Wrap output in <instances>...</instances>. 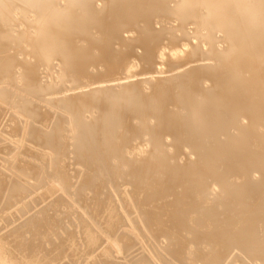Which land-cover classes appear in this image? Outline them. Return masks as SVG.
Wrapping results in <instances>:
<instances>
[{"label":"bare ground","instance_id":"6f19581e","mask_svg":"<svg viewBox=\"0 0 264 264\" xmlns=\"http://www.w3.org/2000/svg\"><path fill=\"white\" fill-rule=\"evenodd\" d=\"M4 108L0 264H264V0H0Z\"/></svg>","mask_w":264,"mask_h":264},{"label":"rangeland","instance_id":"374dc122","mask_svg":"<svg viewBox=\"0 0 264 264\" xmlns=\"http://www.w3.org/2000/svg\"><path fill=\"white\" fill-rule=\"evenodd\" d=\"M6 110V111H5ZM9 110L8 109H6V108H4L2 111H1V113H0V124H1V127H5L7 130H8V128H7V126L6 125H4L6 122H7V120H8V116H9ZM8 113V114H7ZM38 119H42L41 117H39ZM55 118H53V119H51L50 121H49V123H50V126H52L53 124H54V122H55ZM3 124V125H2ZM39 148H42V146L40 145L39 146ZM4 157H6V155H5V152L4 151H0V169L1 168H3V166H6V164L4 163ZM9 157V156H8ZM72 167V169L74 168L73 166H71ZM128 180V179H127ZM128 184V185H127ZM130 184H132V182L130 183ZM128 182H126V180L125 181H123V182H121V185L119 186V190L122 188L123 190L125 189V191H131L132 190V187H130L131 185H130ZM124 185V186H123ZM130 185V186H129ZM44 190V188H39V189H37L36 187H34L33 189H29V191H28V193H27V195L26 196H21V197H17V199H14V198H12V199H9V201H7V202H10V200H15V202L16 201H20L21 202V204L23 203V205L24 204H30L31 206H27L26 208H24L23 210L21 209V208H17V207H9L7 210H2L1 211V209H2V206L4 205V203L3 202H0V224L2 225V227L0 228V234H2L3 233V231H4V233H6L10 228H12L13 226H15V225H17V224H20V223H22V221L24 222V220H27V217L29 216V215H31V214H33V213H35L36 211H39V210H41L40 209V207L41 208H44L43 207V205H45L46 206V204H48L54 197H55V195L52 197H46V198H41V199H39V196H40V193H42V192H40V191H43ZM31 191V192H30ZM31 193V194H30ZM36 193H38V194H36ZM36 194V195H35ZM35 196H38V197H35ZM117 196V195H116ZM34 197V198H33ZM48 198V199H47ZM52 198V199H51ZM116 199H118V196L116 197ZM30 200V201H29ZM68 200V202H69V204H68V206H69V208H68V210H67V212L66 213H64L63 212V214L60 216V217H65V219H64V217H63V224L64 223H66L65 225H64V229L66 230H64V229H62V231H60V233H59V235L57 236L58 238H54V240H56L55 242L56 243H60L62 240H64L63 238L65 237V235H67L69 232L71 233V232H73V233H75V235H78V236H80L82 233H83V231H84V229H83V226L79 223V219H77L78 217L77 216H80V215H78V214H81V215H83L82 213H83V209L81 208V206H80V204H77V203H71L70 202V199H67ZM45 203H44V202ZM15 202H13V203H15ZM28 202V203H27ZM11 203V202H10ZM71 203V204H70ZM34 206H33V205ZM36 204H37V206H36ZM74 205V206H73ZM33 207V208H32ZM38 207V208H37ZM72 208H73V211H71L72 210ZM77 208V209H76ZM80 208V209H79ZM28 209L30 210V211H28ZM32 209V210H31ZM74 209H75V211H74ZM76 210H77V213H78V211H80V213H78L77 215L75 214V212H76ZM82 210V211H81ZM22 211V212H21ZM35 211V212H34ZM69 211V212H68ZM72 212V213H71ZM22 213V214H21ZM51 216L53 215L54 216V214H56L55 212L53 213V211H51ZM69 213H71V215H72V217H70L71 215L69 214ZM2 215V216H1ZM70 215V216H69ZM141 215V214H140ZM140 215H138V214H133L132 216H131V218L132 219H134V220H136V221H139V219L140 218H145V216L144 215H141V216H143V217H141ZM4 216V218L2 219V217ZM16 216V217H15ZM52 216V217H53ZM69 216V217H68ZM14 217L16 218V219H14ZM12 221H11V220ZM8 222H7V221ZM18 220V221H17ZM73 220V221H72ZM73 222V225H74V222H76V221H78L77 223H79L78 224V226H75V225H77V223H75V225L74 226H72L71 225V223ZM11 222V223H10ZM20 222V223H19ZM105 222V220L103 219L102 220V224H105L104 223ZM140 224V223H139ZM145 224H146V226H145ZM144 225H141V227H142V229H141V227H140V229L142 230V232H143V234H141V236L139 237V239H141L142 241H143V239H144V242L148 239L149 240V236L150 235H148L149 233H147V232H145L146 230H145V228H144V226L145 227H149V225L147 224V223H145ZM81 225V226H80ZM140 225H137V226H140ZM148 225V226H147ZM69 228V229H67V227ZM82 228V230H81V228ZM76 227V228H75ZM78 227V228H77ZM9 228V229H8ZM102 229V228H101ZM7 230V231H6ZM6 231V232H5ZM68 231V232H67ZM2 232V233H1ZM121 232H123V229H120L118 232H117V236H120V234H121ZM3 233V234H4ZM119 233V234H118ZM145 233V234H144ZM60 235H61V237L62 238H60ZM147 237V238H146ZM61 239V240H60ZM59 240V241H58ZM102 240L103 241H106V237H105V235L104 234H102ZM136 241H135V244L132 246V247H130V250H129V248L127 247H124V248H122V254H123V256L126 254L127 255V253H128V255L124 258L123 256L121 257L120 255H122L121 253L119 254V252H118V255L120 256H118V258H117V254L115 255L116 257H115V259L114 260H117V262L118 261H121V262H125V260H128V259H132L133 258V260H135L138 256V258L137 259H140V258H142V257H144V256H146V255H148V253H143V252H148L149 251V246H148V240L144 243V242H142L141 240H138V238H136L135 239ZM161 240V242H159V245H162V246H165L166 245V243H168V240L169 239H165V238H161L160 239ZM54 242V241H53ZM142 244H141V243ZM138 243H140V244H138ZM144 243V244H143ZM138 244V245H137ZM146 244V250L144 249V245ZM106 245V243L104 242V244H103V246H105ZM141 246H143V248L141 247ZM136 247V248H135ZM141 247V248H140ZM147 247H148V249H147ZM60 248V249H59ZM59 248H57V250L58 251H56L55 250V254L56 255H61V258H59V260L56 262V264L58 263V264H74V263H72L71 262V258H72V256L71 255H68L67 257H65L66 255H64L66 252H68V254H69V252H71L72 251V247H70V246H67L66 245V247H64V245H60L59 246ZM63 248V249H62ZM103 247H100L96 252V254H98V253H101V249H102ZM65 249V250H64ZM67 249V250H66ZM134 249V250H133ZM140 249V250H139ZM141 249L142 250H144V251H141ZM64 250V251H63ZM71 250V251H70ZM137 250H139V251H137ZM61 251V252H60ZM63 251V252H62ZM140 251H141V253H140ZM57 252H59V254L57 253ZM130 252H131V254H130ZM134 252V253H133ZM136 252V253H135ZM237 251H235L232 255H231V257H230V261L228 262V261H226V262H221L222 264H229L230 262H232V260H233V256L235 255V253H236ZM137 253H139V254H137ZM143 253V254H142ZM167 255H166V254ZM164 254H165V257H167L166 259H168L169 257L171 258V256H168V253L167 252H165ZM64 256H63V255ZM133 254V255H132ZM129 255H131L130 256V258H129ZM141 255V256H140ZM64 257V258H63ZM134 257H136V258H134ZM68 258V259H67ZM70 258V259H69ZM81 258H83V260L84 261H82V259ZM80 259H78L77 260V262L75 263V264H80V263H82V264H87V260L86 259H84L85 257H81ZM119 258H121L122 260H119ZM169 258V260L171 261V259H173V258H171L170 259ZM177 258H179V257H177ZM174 259V261L172 260V262L174 263V264H179V263H181V264H184L183 263V261H181L182 259L181 258H179V259ZM62 259V260H61ZM136 259V260H137ZM65 260H67V261H65ZM61 261V262H60ZM65 261V262H64ZM176 261V262H175ZM64 262V263H63ZM69 262V263H68ZM198 263V262H197ZM220 263V264H221ZM161 264V263H160ZM167 264V263H166ZM190 264V263H189ZM192 264V263H191Z\"/></svg>","mask_w":264,"mask_h":264}]
</instances>
